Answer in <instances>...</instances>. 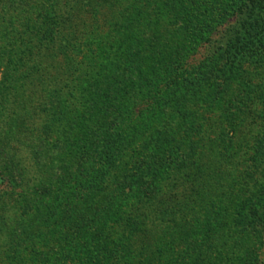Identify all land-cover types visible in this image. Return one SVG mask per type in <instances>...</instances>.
Returning <instances> with one entry per match:
<instances>
[{"label":"rangeland","instance_id":"374dc122","mask_svg":"<svg viewBox=\"0 0 264 264\" xmlns=\"http://www.w3.org/2000/svg\"><path fill=\"white\" fill-rule=\"evenodd\" d=\"M242 3L0 0V264H264V10L250 19L252 54L228 52L244 43ZM132 32L153 67L174 53L199 93L162 81L158 99L177 105L106 173L78 177L80 64L99 44L125 50ZM180 107L197 130L169 118Z\"/></svg>","mask_w":264,"mask_h":264},{"label":"trees","instance_id":"16d2710c","mask_svg":"<svg viewBox=\"0 0 264 264\" xmlns=\"http://www.w3.org/2000/svg\"><path fill=\"white\" fill-rule=\"evenodd\" d=\"M243 1L244 3L240 5L239 17L233 24L235 34L238 35L242 32L240 36L244 41L243 46H239L238 41H235L228 43L226 48V51H232L241 56L246 54V50L248 54H252L253 50L250 47L247 48L248 40L254 37L249 33L252 29L250 19L253 15L264 10V0ZM122 34L120 35L122 36ZM125 36L129 39L125 50H109L97 43L99 45L96 51L88 52L83 56L84 62L80 64V67L84 68L81 71H84L85 77L74 86V92L78 98L75 101L77 117L82 115L79 120L82 127L80 128L79 124H76L80 131L74 133L71 143L78 177L83 170L93 169L95 165L102 167L103 173H106L107 165L110 162H115V157L122 145L139 136L141 132L148 130L153 121L164 118L166 115L163 112L164 107L177 105L176 99L173 97L158 99L161 95L158 92L165 88L162 86L165 85L162 81L167 79L170 81L171 87L179 88V96L183 99L190 95L195 97L199 93L198 88L194 87L191 81L195 80L193 76L189 75L192 72H173L174 69L170 67L169 63L173 60L174 53H171L172 55L166 60L168 63L164 61L163 69L159 68L162 62H158L159 65L155 68L154 64L150 63L155 61L154 56L140 55L143 49L139 44L136 47V35L132 32ZM259 44L261 43L259 42ZM136 58L143 62V67L137 71V75ZM85 60H89V63ZM203 70L207 72L205 68ZM203 70L197 73L201 74ZM126 73L132 75V78H127ZM143 75L147 77V80H142ZM178 77L181 78L178 79ZM202 81L199 80L197 86L203 85ZM163 91L165 92V89ZM152 97L155 99L153 106H151L152 103H148L150 108L138 112L139 106ZM162 97L160 96V98ZM169 118L180 119L188 130L199 128L197 123L199 117L196 111L180 107L178 114H171Z\"/></svg>","mask_w":264,"mask_h":264}]
</instances>
